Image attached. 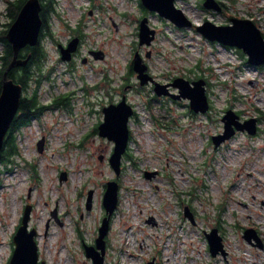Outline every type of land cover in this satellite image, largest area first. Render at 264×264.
I'll use <instances>...</instances> for the list:
<instances>
[{
    "label": "rangeland",
    "instance_id": "obj_1",
    "mask_svg": "<svg viewBox=\"0 0 264 264\" xmlns=\"http://www.w3.org/2000/svg\"><path fill=\"white\" fill-rule=\"evenodd\" d=\"M222 1L226 12L207 9L199 0L176 3L194 23H225L229 14L243 15L257 19L264 32V0ZM6 7V0H0V29L9 21ZM144 15L157 29L151 44L139 43ZM49 23L42 38L46 56L40 81L24 92L37 88L46 107L15 132L17 154L0 162V264L10 260L13 235L28 202L40 258L47 264H93L84 243H94L98 234L110 179L119 180L120 190L105 264H147L151 259L154 264H264V116L259 133L238 131L218 146L212 141L224 129L227 107L239 110L242 118L262 115L264 66L246 62L237 47L210 41L194 26L177 27L145 10L141 0H55ZM74 32L82 42L72 59H62L58 43ZM91 49L104 56L96 58ZM137 50L161 81L208 74L211 108L195 112L188 98L155 97L130 67ZM129 83L140 88L125 89ZM126 91L136 110L126 149L132 158L123 154L118 176L109 161L114 141L94 127L104 118L102 107ZM61 95L67 106L50 105ZM43 136L40 151L37 142ZM63 171L66 177L61 178ZM186 205L194 221L184 214ZM55 209L58 218L52 215ZM215 226L225 255L210 251L205 231ZM247 228L255 229L260 240L253 236L249 241Z\"/></svg>",
    "mask_w": 264,
    "mask_h": 264
},
{
    "label": "water",
    "instance_id": "obj_2",
    "mask_svg": "<svg viewBox=\"0 0 264 264\" xmlns=\"http://www.w3.org/2000/svg\"><path fill=\"white\" fill-rule=\"evenodd\" d=\"M143 6L150 11H155L160 16L169 19L177 27L194 26L206 39L217 41L224 45L236 46L243 49L248 55V62L254 64H264V35L261 28L251 18L232 17L230 23H216L211 19H206L201 23L194 21L179 7L176 0H141ZM203 6L207 9L216 11L222 10V5L218 0H204ZM42 4L40 0H26L21 7L16 19L10 24L7 30V37L13 45L14 56L8 68L4 72L3 86L0 93V154L4 145L6 134L17 113L20 99L23 94V86L13 78L8 77V71L15 65L27 63L29 54L26 58L18 57L19 51L27 44L35 45L40 37V31L43 24L40 11ZM148 16H143L139 22V43L151 44L154 40L157 29L149 24ZM79 38L73 37L67 46L59 44L62 59L70 60L72 54L77 50ZM96 58L104 56L102 50L92 51ZM149 55V52L147 53ZM133 69L137 71V77L140 79V85H145L150 81L154 83V91L158 95L168 94L175 99L188 98L190 107L195 112H206L210 107L209 97L206 91V80L204 78L190 79L184 76L176 77L172 85L179 89L173 92L168 83L157 81L148 72V64L144 62V57L137 50L133 58ZM257 80H251L256 83ZM104 118L98 125L99 134L106 136L114 141L113 151L109 157L110 164L113 166L116 174L121 172V163L123 154L126 152L130 138V117L135 109L127 100L126 95L118 103H109L103 107ZM224 129L222 132L212 135V141L215 146L232 137L236 130H247L250 134L257 132L258 117L250 116L241 119L240 114L233 108H228L222 117ZM38 149L43 150L44 139L38 140ZM102 159V155H100ZM155 171H145V175L150 177ZM66 177V172L61 173V178ZM93 189L88 191L86 207L90 209L93 202ZM119 201V182L117 179H110L106 183V189L103 195V205L105 215L102 218L94 244L85 243L86 255L92 258L93 264H105L104 255L106 252V235L110 228V220ZM33 210V204L26 203L21 220L13 235L14 249L8 264H47L45 259H40L39 244L37 240L38 229L36 226H30V220ZM184 213L191 221H194L193 213L188 205L184 208ZM52 215L57 217L56 209ZM253 232V233H252ZM212 255L218 252L226 254L222 241V236L218 232V227H213L210 231H205ZM244 236L252 242L257 232L253 228H247ZM147 264H154V260Z\"/></svg>",
    "mask_w": 264,
    "mask_h": 264
},
{
    "label": "trees",
    "instance_id": "obj_3",
    "mask_svg": "<svg viewBox=\"0 0 264 264\" xmlns=\"http://www.w3.org/2000/svg\"><path fill=\"white\" fill-rule=\"evenodd\" d=\"M25 1L26 0H6V14L9 18V21L5 24L7 28L0 29V44L2 45V49L0 50V93L3 86L4 72L8 68L14 56L13 45L7 37V30L10 24L16 19ZM40 1L42 4L40 14L43 19V24L40 31L39 40L35 45L27 44L25 47L20 49L18 57L26 58L29 54L27 63L23 65L15 64L8 71L9 78H13L16 82L22 84L23 94L20 99L17 113L6 134L4 145L0 154V162L4 163H8L10 161L11 155L17 154L18 152L17 144L15 142V132L19 131L23 125L29 124L33 118L38 117L46 107V105L42 104L38 99L36 91L37 88H35L32 93L24 94V92L28 91L33 81H40V71L42 70V63L46 56L45 48L42 44V38L47 34V28L50 27L49 17L55 9V0ZM143 8L146 9V7ZM131 65L130 67H132ZM54 105L67 106L68 100L63 95L57 96L54 99ZM261 114L262 115L259 117L264 116V112L262 110ZM154 115L156 116V114ZM128 156L132 158L130 152H128Z\"/></svg>",
    "mask_w": 264,
    "mask_h": 264
},
{
    "label": "flooded vegetation",
    "instance_id": "obj_4",
    "mask_svg": "<svg viewBox=\"0 0 264 264\" xmlns=\"http://www.w3.org/2000/svg\"><path fill=\"white\" fill-rule=\"evenodd\" d=\"M219 1V3L222 5V10H221V12H226L225 11V9H226V7H227V5L222 1V0H218ZM203 2H204V0H199V3H201L202 4V6H203ZM142 3V2H141ZM201 4H200V6H201ZM144 7V6H143ZM204 7V6H203ZM146 10V9H145ZM142 13H144V11L142 12ZM144 16H146V15H144ZM228 17H229V19L225 22V23H230L231 22V18L232 17H240V18H250V17H247V16H243V15H231V14H229L228 15ZM251 19H253V18H251ZM256 23L258 22L259 23V21L256 19H253ZM140 22V21H139ZM139 28V27H138ZM76 31V30H75ZM139 34V33H138ZM263 34H264V32H263ZM73 37H78L79 38V44H78V47H79V45H80V43L82 42V37H81V35L80 34H76L75 32H74V34L71 36V38L69 39V40H67V42H65V43H61V42H59L58 43V49H59V52L61 53V50H60V46H59V44H63L64 46H67L68 45V43H69V41L73 38ZM224 46H228V47H234V46H230V45H224ZM234 48H236V46L234 47ZM78 49V48H77ZM239 52L241 51V53L243 54V55H247V53H244V51H243V49H241V48H236ZM94 49H91L90 50V52L91 53H93L92 51H93ZM76 53V51H74L73 52V54H72V57H73V55ZM148 53V52H147ZM241 54V55H242ZM148 56V55H147ZM62 58V57H61ZM72 59V58H71ZM86 60V58H84V61ZM245 61L246 62H248V55L245 57ZM145 62V61H144ZM249 63V62H248ZM132 65V69H133V60H132V63H131ZM146 64H148L147 62H146ZM261 67L262 66H264V64H259ZM134 70V69H133ZM148 72L153 76V78L155 79V80H157V81H160V82H163V83H168L169 84V88H170V90H172L173 92H178L179 91V89L177 88V87H175V86H173L172 85V82H173V80L176 78V77H178V76H174L171 80H168V81H166V82H164V81H161V80H159V79H157V77L155 76V75H153L152 73H151V71H150V69H149V65H148ZM180 76H182V75H180ZM184 77H186V76H184ZM186 78H188V79H190L191 81H193L194 79H199V78H204L205 80H206V83H205V86H206V91H207V93H208V90H209V87H210V80H209V76H208V74H205V73H195L194 74V76H189V77H186ZM139 81L138 82H140V79H138ZM250 82H251V80H250ZM140 84V83H139ZM138 84L137 83H129V84H127V85H125V89H128V87H131V89H132V87L133 88H136V89H139L140 87H138L137 86ZM150 86L151 88H153V90H154V83L153 82H149V83H147V85L146 86ZM154 93H155V97H158V99H161V100H177V101H179V102H181L180 100H182L183 98H179V99H175V98H173L172 96H170V95H168V94H162V95H158L155 91H154ZM123 95H126V97H127V100H128V102L130 103V104H132L133 105V107H134V109H135V106H134V102H132L131 101V99L129 98V92L128 91H126V92H122V94L117 98V99H112L111 101H110V103H118L121 99H122V97H123ZM154 97V98H155ZM210 100V99H209ZM49 105V104H48ZM48 105H47V107H48ZM50 105H54V101L50 104ZM210 105L212 106V103H211V100H210ZM189 106H190V101H189ZM104 107V106H103ZM103 107H102V111H103ZM228 108H231V107H227L226 108V110L228 109ZM136 111V110H135ZM237 113L238 114H240V112H239V110H237ZM258 117V124H259V121H260V117L259 116H257ZM246 117H244V118H242L241 117V119L242 120H244ZM102 122V120L101 121H99L98 122V124L96 125V127H94V130H95V132H98L99 133V129H98V125L100 124ZM224 123V122H223ZM238 131H246L247 132V130H236V132H238ZM260 132V126L258 125L257 126V132L256 133H259ZM236 134V133H235ZM41 138H43L44 139V142H45V136H43V137H41ZM131 138L133 139V137H132V131H131V133H130V140H131ZM38 143V142H37ZM128 150H127V152H126V155L128 154ZM118 182H119V180H118ZM107 183V182H106ZM119 184H120V182H119ZM106 189V188H105ZM26 205V204H25ZM105 210V209H104ZM105 213L106 212H104V215H105ZM192 213H193V211H192ZM56 215H57V213H56ZM103 215V216H104ZM56 218H58V217H56ZM103 218V217H102ZM101 222H102V219H101ZM100 225H101V223H100ZM100 225L98 226V230H99V227H100ZM98 232V231H97ZM98 235V234H97ZM97 237V236H96ZM96 237H95V239H94V243H95V240H96ZM108 238H109V234L108 235H106V237H105V239H106V247H108ZM86 243V242H85ZM85 243H84V248H85ZM94 243H91V244H94ZM85 252H86V250H85ZM91 258V257H90ZM92 259V258H91ZM93 262V261H92Z\"/></svg>",
    "mask_w": 264,
    "mask_h": 264
}]
</instances>
